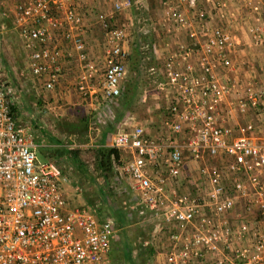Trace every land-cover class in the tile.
Here are the masks:
<instances>
[{"label": "built area", "instance_id": "built-area-1", "mask_svg": "<svg viewBox=\"0 0 264 264\" xmlns=\"http://www.w3.org/2000/svg\"><path fill=\"white\" fill-rule=\"evenodd\" d=\"M10 1L0 0V18H12L28 72L43 91L59 84L64 58L80 66L78 99L121 97L128 52L115 18L123 2L87 23L80 0ZM205 4L190 17L176 6L164 10L175 31L190 29L188 42L176 38L160 85L163 128L178 141L161 144L142 125L121 124L111 138L118 152L112 162L130 183L138 215L162 236L151 264H264V72L260 80L239 76L243 64L232 55L240 37L221 26L228 5ZM88 30L104 37L95 59ZM247 32L253 45L264 44V29ZM4 74L0 59V264H111L114 222L98 205L72 204L59 187L62 169L38 160L30 128L10 110L13 90Z\"/></svg>", "mask_w": 264, "mask_h": 264}, {"label": "rangeland", "instance_id": "rangeland-1", "mask_svg": "<svg viewBox=\"0 0 264 264\" xmlns=\"http://www.w3.org/2000/svg\"><path fill=\"white\" fill-rule=\"evenodd\" d=\"M113 1L123 2L124 8H133L132 21L119 19L123 7L115 18L116 24L125 31V47L128 51L121 97L104 102L98 99L99 96L95 102L78 99L73 84L68 82L64 72L65 67L70 68L77 62H67L64 58L59 62V84L52 91H43L28 72L27 56L10 15L0 18V59L4 66L5 81L13 90L15 120L30 128L33 142L38 146V160H52L62 169L66 181L60 180L59 187L72 204L98 205L101 216L114 222L116 238L112 254L116 264H151L163 247L162 236L154 231L149 218L136 212L130 183L117 174L112 159V174L107 180L104 179L97 150L111 148V138L121 124L128 127L140 124L148 135L161 144L178 141L176 136L168 139L163 128L168 111L160 98V85L165 83L162 74L163 63L167 58L165 54L174 50L176 36L184 38L183 41L178 38L181 42H188L185 39L190 29L175 31L165 21L164 10L168 6L183 9V4L177 3L178 0H149L146 1L147 6L136 3L137 0ZM198 1L202 6L200 9L206 7V0H197L196 4ZM95 13L97 11L93 10L90 15L87 14L90 22L94 21ZM228 13V10L225 11V21L229 17ZM85 22L89 23L87 20ZM230 24L231 21H226L221 26L236 33L229 27ZM111 25L114 24L111 22ZM141 35L153 36L147 41L146 47H138L134 56L132 46ZM103 38L99 30L85 33L89 52L94 59L100 55ZM152 46L153 50L150 49ZM63 47L64 44L60 46ZM232 56L236 61L240 60L238 51ZM239 76L246 78L248 74L240 73ZM75 79L74 76L73 82ZM56 90L57 94L54 92ZM83 115L87 117V123L76 124L78 118H84ZM254 117L251 116V119ZM262 117L259 114V119ZM234 121L233 118L229 122L234 124ZM63 150L75 152L73 157L76 159L72 155L69 157ZM183 157L189 166L193 165L186 151ZM208 161L205 156L204 162Z\"/></svg>", "mask_w": 264, "mask_h": 264}, {"label": "crops", "instance_id": "crops-1", "mask_svg": "<svg viewBox=\"0 0 264 264\" xmlns=\"http://www.w3.org/2000/svg\"><path fill=\"white\" fill-rule=\"evenodd\" d=\"M107 1V2H106ZM110 1L113 0H80V12L83 13L85 20L90 22V16L87 17V14L90 15V12H93V10H96L97 12L103 8H105L107 11L111 9L112 3L110 4ZM149 0H137L136 3H141L143 6H147V3ZM228 5V15L229 17L226 18L227 22L231 21V24L229 27L233 31L236 32L237 36L240 37L241 40V46L237 50L239 52V59L237 61L242 62V66H239V74L246 73L248 74V78H254L259 76V80L261 79V76L264 72V44L259 45H252V38L250 34L247 32V29H249L252 26H259L260 30L264 29V0H224ZM183 4V9L180 8L181 11L185 12L189 17L192 16L197 10H199L202 6L198 4L196 8L191 9L188 7L186 2L184 0H178L177 3ZM205 6V5H204ZM204 8V7H203ZM255 8L258 9L257 13H255ZM122 15H120L119 19H125L126 21H132L133 18V8L130 6L129 8L122 9ZM255 15H259V18L261 21L259 24L254 22ZM232 17V18H230ZM117 21V20H116ZM226 21L222 22L226 23ZM93 22V21H91ZM214 24H218L216 21H214ZM224 27V26H223ZM196 29V25L194 26ZM129 34V33H128ZM176 38H179L176 36ZM181 41L184 40L183 37L179 38ZM186 38L185 40H187ZM86 40V39H85ZM188 41V40H187ZM127 49V48H126ZM237 51L235 53H237ZM128 52V51H127ZM166 56L168 53L165 54ZM234 58V57H233ZM235 59V58H234ZM65 75L69 79V83L73 84L74 76H78L80 73V66L77 63H75L72 67L66 68L65 67ZM71 100V97H70ZM90 101H96L97 96H94L89 99ZM97 105V104H96ZM111 264H113V259L110 255Z\"/></svg>", "mask_w": 264, "mask_h": 264}, {"label": "trees", "instance_id": "trees-1", "mask_svg": "<svg viewBox=\"0 0 264 264\" xmlns=\"http://www.w3.org/2000/svg\"><path fill=\"white\" fill-rule=\"evenodd\" d=\"M142 12V11H141ZM143 13V12H142ZM153 36V35H152ZM152 36H148V35H141L139 38H137V39H139L137 42H135L134 43V45L132 46V48H133V51H134V56H136V54H137V51H138V47H142V46H147V41L149 40V38L150 37H152ZM140 39H141V42H140ZM144 47V48H145ZM143 48V47H142ZM153 48V46L150 48L151 50H153L152 49ZM55 92V94H57L58 93V91L56 90V91H54ZM53 92V93H54ZM10 110H11V112L12 113H14L15 112V108H14V103H11L10 104ZM84 116V115H83ZM15 118V117H14ZM79 124V123H87V117L86 116H84V118L83 117H81V118H78V120L76 121V124ZM63 151H65V150H63ZM98 151V158H99V166H100V169H101V171H102V175H103V177H104V179L105 180H107V178H109V176L112 174V166H111V159L112 158H117L118 157V152L115 150V149H113V148H101V149H98L97 150ZM65 153L69 156H71L72 155V157L74 156V154H75V152H71V151H65ZM69 156V157H70ZM74 158V157H73ZM76 158H74V160H75ZM113 256V254H112V252H111V257ZM114 257V256H113ZM113 259V264H116L117 262L115 261V257L114 258H112Z\"/></svg>", "mask_w": 264, "mask_h": 264}]
</instances>
